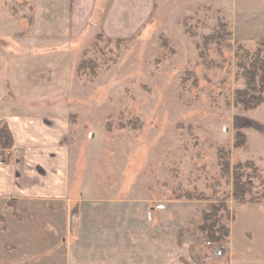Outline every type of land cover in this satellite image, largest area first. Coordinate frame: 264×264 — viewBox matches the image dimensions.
<instances>
[{
    "label": "rangeland",
    "instance_id": "rangeland-1",
    "mask_svg": "<svg viewBox=\"0 0 264 264\" xmlns=\"http://www.w3.org/2000/svg\"><path fill=\"white\" fill-rule=\"evenodd\" d=\"M32 5L0 0V18L15 20L0 25L15 36ZM148 9L127 12L123 36L94 33L81 41L70 117L78 187L111 199L145 198L149 207L176 205L173 218L188 223L212 264L231 257L232 264H264V102L247 109L236 97L247 87L242 64L264 42V0H155L152 14ZM239 163L249 182L244 202L234 196ZM222 203L229 211L220 210ZM213 211L217 241L203 230Z\"/></svg>",
    "mask_w": 264,
    "mask_h": 264
},
{
    "label": "crops",
    "instance_id": "crops-1",
    "mask_svg": "<svg viewBox=\"0 0 264 264\" xmlns=\"http://www.w3.org/2000/svg\"><path fill=\"white\" fill-rule=\"evenodd\" d=\"M99 2L33 0L15 36L0 25V122L13 137L12 156L0 159V264H212L188 223L173 218L176 205L149 207L145 198L111 199L78 187L70 117L81 41L123 36L127 12L149 6L152 14L155 5L111 0L105 10L102 0L99 10Z\"/></svg>",
    "mask_w": 264,
    "mask_h": 264
},
{
    "label": "trees",
    "instance_id": "trees-1",
    "mask_svg": "<svg viewBox=\"0 0 264 264\" xmlns=\"http://www.w3.org/2000/svg\"><path fill=\"white\" fill-rule=\"evenodd\" d=\"M261 45L262 46L260 49L264 48V42H262ZM260 49L259 54L253 60H251L248 56V59H246L244 64H242V68L244 69L247 78V87L245 89L239 90L236 97L237 102L247 109L257 108L264 102V56L260 54L262 51ZM239 141V144L244 143V137ZM12 146L13 137L11 135V132L9 131L8 126L5 123L0 122V159L2 158L3 160H5L7 159V157L12 156ZM225 156V152L221 151L220 166L224 174H229V172L231 171L230 163L229 159ZM245 165L247 167H255L254 163L251 162H248ZM242 167V163L237 164V167L232 171V177L234 196L239 201L244 202L246 194L249 191V182L244 181V173L242 172ZM220 210L229 211L227 203H222V205L220 206ZM213 212H215V214H206L205 222H207L208 225H205V227H203V230H210L208 233L209 239H211V241H217V231L215 230V223H217L219 219H217L216 217V211ZM221 230H223L222 235L224 236H228L230 233L229 228L225 225H222Z\"/></svg>",
    "mask_w": 264,
    "mask_h": 264
},
{
    "label": "water",
    "instance_id": "water-1",
    "mask_svg": "<svg viewBox=\"0 0 264 264\" xmlns=\"http://www.w3.org/2000/svg\"><path fill=\"white\" fill-rule=\"evenodd\" d=\"M75 219H76V213H74L72 217V227H73V224L75 223Z\"/></svg>",
    "mask_w": 264,
    "mask_h": 264
},
{
    "label": "built area",
    "instance_id": "built-area-1",
    "mask_svg": "<svg viewBox=\"0 0 264 264\" xmlns=\"http://www.w3.org/2000/svg\"><path fill=\"white\" fill-rule=\"evenodd\" d=\"M158 207L160 208V207H162V206L159 205ZM218 254H219V255L222 254V250H221V249H219Z\"/></svg>",
    "mask_w": 264,
    "mask_h": 264
}]
</instances>
